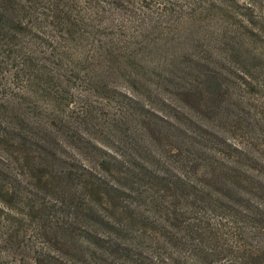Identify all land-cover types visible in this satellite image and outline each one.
<instances>
[{
	"label": "trees",
	"instance_id": "obj_1",
	"mask_svg": "<svg viewBox=\"0 0 264 264\" xmlns=\"http://www.w3.org/2000/svg\"><path fill=\"white\" fill-rule=\"evenodd\" d=\"M152 1L0 0V50L7 55L19 51L18 35L49 29L198 35L192 39L199 48L180 60L179 73L159 69L156 85L173 88L161 107L126 96L112 123V134L121 136L117 148L118 138L99 140L89 129L78 135L83 149L100 158L83 163L79 186L67 174L58 176L63 188L54 189L48 175L54 150L35 131L16 135L21 109L0 101L13 119L0 118V138L12 129V146L19 144L17 152L31 162L32 184L40 189L23 185L17 169L0 167L5 239L52 264L67 249L96 264H264V0H157L158 7ZM130 20L133 31L121 30ZM137 60L146 74L156 69L147 56ZM181 97L190 102L185 120L166 111L184 109L175 102ZM44 119L22 121L37 130ZM67 123L57 120L70 132ZM53 124L41 130L51 133ZM72 137H62L71 144L61 141L79 150ZM80 186L87 196L78 194Z\"/></svg>",
	"mask_w": 264,
	"mask_h": 264
},
{
	"label": "rangeland",
	"instance_id": "obj_2",
	"mask_svg": "<svg viewBox=\"0 0 264 264\" xmlns=\"http://www.w3.org/2000/svg\"><path fill=\"white\" fill-rule=\"evenodd\" d=\"M84 2L85 0L83 4ZM157 4V0H153L150 6L158 7ZM125 16L126 19L130 17L127 14ZM110 24L113 23L108 22V27H111ZM122 24L121 30L132 32L131 28L136 26V21L130 20ZM61 30L63 32L49 29L47 33L33 32L30 35H18L15 40L18 44V52L7 55L0 50V101L21 109L18 113L19 118L14 119L21 130L13 132L24 136L35 131L33 133L48 141L54 150L53 153L57 155V158L52 156L55 159V162L51 163V165L55 164L54 172L52 175L48 172V175L53 180L54 189L60 190L63 187L59 182L61 179L59 175L71 174L74 186H79L83 184V163L95 165L100 162L95 149L92 147L83 149V143L78 140V135L89 129L95 136L99 135L96 137H102L98 138L99 140L109 137L107 141L112 143V139L118 138L114 146L117 148L121 136L117 131L112 134L115 129L112 123L119 109L120 111L124 109V106L120 105L127 100L128 95L135 93L142 102L161 107L162 98L173 97L172 87L164 84L156 85L160 82L158 79L161 71L170 68L168 73L171 71L173 74L179 73L180 60L199 52V48L194 47L195 40L192 39L198 35H159L158 33L157 35H84L85 33L80 31ZM1 46L2 44L0 48ZM144 56L156 61V69L148 74L146 70L141 69L137 60ZM175 102L185 108L181 110L174 108L173 111L166 107V111L176 113L185 120L188 114L186 106L190 102L183 97L176 98ZM7 110V107L3 106L0 110V118L6 123H11L13 119L7 118ZM42 116L46 121L40 123L41 127H37V130H31L22 121L25 119L32 122L35 121V117L42 119ZM60 118L68 121L70 132L66 131L67 127L62 129V126L57 125V120ZM45 122L54 123L51 125L53 132L41 130L48 127L44 125ZM193 128L197 129L195 126ZM58 130L59 133L56 132ZM11 131L12 129H5L4 135H7L0 138V167L17 169L21 172L19 179L23 180V185L31 184L29 187L31 186L33 192L40 191L32 184L36 173L29 165L31 162L17 152L21 150L18 149L19 144L12 146L14 143L10 140V136L14 134ZM65 133L78 141L79 150L64 146L66 143L63 144L62 141L71 144L69 140L62 138ZM261 149L262 147L260 152ZM262 172L264 173V170ZM66 179L62 178L63 181ZM67 182L70 183L69 180ZM48 191H51L50 195H54V190ZM84 191L80 186L78 194L80 193L82 197L87 196L83 194ZM94 222L98 223L96 220ZM93 225L95 229L100 227V224ZM3 230L4 228L0 227V264H52L42 259L37 260L36 254L29 245L24 244L21 249L18 243L7 241ZM29 242L33 243L31 240ZM51 247L54 251L55 248ZM67 250L59 251V259L57 258L54 264H96L91 261L93 259L85 263L78 251ZM52 254L55 255L54 252Z\"/></svg>",
	"mask_w": 264,
	"mask_h": 264
}]
</instances>
